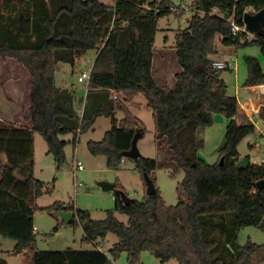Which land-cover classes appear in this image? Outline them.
<instances>
[{"label": "trees", "instance_id": "trees-1", "mask_svg": "<svg viewBox=\"0 0 264 264\" xmlns=\"http://www.w3.org/2000/svg\"><path fill=\"white\" fill-rule=\"evenodd\" d=\"M192 1L195 12L188 27L177 32L174 46L182 71L176 74L175 87L165 90L153 76V58L158 21L175 11L172 0H0V57L15 59L31 77V106L25 117L29 125L0 127V236L17 242L14 254L23 253L24 264H40L35 213L37 199L48 191L33 174L34 133L43 136L59 168L68 143L62 135L72 133L76 143L99 117H108L111 129L102 140L89 141L88 149L105 156L109 168L120 169L136 132L144 136L147 131L130 109L140 94L153 111L155 139L172 151L174 172L184 173L178 203L166 205L152 176L157 161L141 155L136 167L147 189L148 181L154 185V192L146 191L142 200L125 206L114 193L115 208L104 219L64 202L41 209L72 211L69 224L82 226L85 242L114 233L119 240L111 254L117 258L127 252L130 263L139 262L144 251L177 264H247L256 253L258 244L249 240L241 245L238 237L245 226L264 230V189L256 186L264 178V157L261 163L237 167L242 158L238 145L256 125L245 116L238 121V98L228 92L211 55L217 52L218 35L226 46L257 45L264 53V34L249 38L247 32L234 34L232 29V21L245 27V12L263 9L264 0ZM88 50H97V56L80 114L74 91L56 85V69L59 62L75 65ZM245 62V85H264L260 60L246 56ZM119 112L124 114L121 119ZM218 112L229 122L220 158L210 164L199 155L204 140L198 131L212 125ZM117 212L127 214L128 221H120ZM0 264L8 262L0 258Z\"/></svg>", "mask_w": 264, "mask_h": 264}, {"label": "rangeland", "instance_id": "rangeland-1", "mask_svg": "<svg viewBox=\"0 0 264 264\" xmlns=\"http://www.w3.org/2000/svg\"><path fill=\"white\" fill-rule=\"evenodd\" d=\"M22 2L23 0H11ZM113 3V0H102ZM175 8L158 21L156 33L155 58L153 61V76L162 88L171 90L176 84V74L181 72L177 61V53L173 46L176 44V35L179 30L189 25V19L195 12L192 0H172ZM249 38L255 37L247 33ZM167 46L168 50L161 51ZM217 52L211 57L215 61L227 64L220 71L221 77L228 84V92L238 97L242 109H247L252 100L256 103L257 114L252 119L256 125V131L246 136L238 145V151L243 157L249 155L253 163H261L264 157V88L252 92L245 85L247 79L246 56L257 57L264 68V53L257 45L248 46H226L221 36H216ZM160 50V51H159ZM97 56V50H88L79 58L75 65L60 63L56 69V84L58 87L74 90L75 107L81 113L83 101L87 94L88 79L80 81L83 72L90 73ZM5 67V68H4ZM10 67V68H9ZM15 61L0 65V83L3 81L5 87L16 89L22 94V102L19 106H25L26 82L24 74L19 70ZM23 70V69H22ZM24 75V76H23ZM10 79V80H8ZM258 87V86H256ZM20 89V90H19ZM254 94V95H253ZM255 96V97H254ZM147 101L143 94L134 98L130 109L145 123L147 131L138 140V148L143 157L155 159L157 169L152 173L156 178V186L160 189L162 197L167 206L178 203L177 187L184 178V173H175L173 153L162 141L155 139V120L153 111L147 107ZM250 108V112L253 110ZM17 120L22 121L25 110L17 111ZM243 112V111H242ZM119 119L124 117L122 112L117 114ZM244 117V116H243ZM238 117V121L244 120ZM229 118L224 113H214V123L202 127L198 136L204 140V146L199 150V155L210 164L216 163L220 158V148L225 141V133ZM111 129V120L101 116L97 119L93 128L80 134L76 143H73V134L62 135V139L68 141L65 146V161L58 168L55 157L48 152V145L43 136L34 133V164L33 174L36 178L44 181L48 191L37 199L39 209L35 213V247L40 251V264H52L53 260H72L77 264H177L175 260L161 262L149 251L141 253L140 261L130 263L128 253L122 252L115 258L111 249L119 238L114 233H109L105 238L95 242L83 241V228L80 224L74 226L65 224L59 212L50 213L47 209L55 202L70 204L76 209L89 210L94 219H104L106 211L115 208V194L106 191L100 186V182L107 181L123 187L126 193L138 200H142L147 194V186L136 167L134 159L126 157L120 169H111L107 166L106 157L93 155L88 149V142L100 141L106 132ZM77 162L82 163L83 169H77ZM72 212V211H71ZM122 222L128 221V215L116 213ZM58 226V229L56 227ZM259 245L256 253L247 264H264V230L255 226H245L239 230L238 242L245 245L248 241ZM17 242L14 239L0 236V258L7 260L8 264H24L23 253L15 252ZM49 251L48 253H46Z\"/></svg>", "mask_w": 264, "mask_h": 264}, {"label": "crops", "instance_id": "crops-1", "mask_svg": "<svg viewBox=\"0 0 264 264\" xmlns=\"http://www.w3.org/2000/svg\"><path fill=\"white\" fill-rule=\"evenodd\" d=\"M166 50H168L167 46H165L164 48L161 49V51H163V52H165ZM174 51L176 52L175 48H174ZM155 52H158V50L155 49ZM155 54H154V58H155ZM154 58H153V61H154ZM10 61H15L20 66L19 70H21V73L25 75V76L24 75L23 76H24L25 82L27 84L26 85V94H25V97H26L25 103L26 104H25L24 108L20 107L19 102L23 101L22 100L23 95L22 94L20 95V92L17 91L16 89H10L8 87L6 88L5 83L3 81H1V83H0V127H5V126H14V127L15 126H21V127H23V126L29 125V122L25 119V117L27 116L29 109H30V106H31V77H30L29 72L21 64H19L15 59L7 58L4 60L0 57V65L8 64V63H10ZM177 61H178V58H177ZM60 63H63V62H59L58 65ZM58 65H57V67H58ZM179 68L182 71V68L180 66H179ZM90 72H91V70H90ZM8 80H10V79H8ZM63 88H66V87H63ZM249 88L252 92H254L257 89L264 88V85H260L258 87L252 86ZM69 90H72V89H69ZM74 95H75V93H74ZM83 99L85 100V98H83ZM76 101L77 100L75 97L74 105H75ZM238 101H239V99H238ZM239 104H240V102H239ZM83 105H84V101H83ZM256 106H258V105H256V103H254V101L252 100L249 107H252L253 110L250 112L249 107L244 110L241 108V104H240L241 117L245 116L248 119L253 121V119H252L253 115L257 114L259 111V110L258 111L256 110ZM19 109H20V111L25 110V113H24V116H23L21 122H20V120H17V118H16V116H17L16 113H18L17 111H19ZM82 110H83V108H82ZM81 113H82V111H81ZM257 115L259 116V114H257ZM262 120L264 121V117H262ZM48 252L49 251H47V253ZM52 264H77V262L72 261V260H68V259L67 260L64 259V260H59V261L53 260Z\"/></svg>", "mask_w": 264, "mask_h": 264}, {"label": "water", "instance_id": "water-1", "mask_svg": "<svg viewBox=\"0 0 264 264\" xmlns=\"http://www.w3.org/2000/svg\"><path fill=\"white\" fill-rule=\"evenodd\" d=\"M237 1H244V0H237ZM226 19L230 18V14H225L224 16ZM243 22L245 24V30L252 33L255 36H260L264 34V8L257 11V12H252V11H247L245 12L243 16ZM141 137V131H137L136 134L134 135V138L132 140V146L131 149L125 152V157L131 158V159H137L141 156L140 150L138 148V140ZM224 158H221V164H223ZM250 165V158L249 157H243L239 159L237 162V167L242 169L246 168ZM102 189L106 191H111L114 193H117L121 201L125 206H128L134 198L130 197L127 193L126 190L123 187H119L116 184L107 182V181H102L99 183ZM256 186L260 189H264V178L258 180L256 182ZM148 192L152 194L154 192V185L148 181ZM59 215L62 216L64 223L67 225L70 223L72 218L74 217V213L71 211H59Z\"/></svg>", "mask_w": 264, "mask_h": 264}, {"label": "built area", "instance_id": "built-area-1", "mask_svg": "<svg viewBox=\"0 0 264 264\" xmlns=\"http://www.w3.org/2000/svg\"><path fill=\"white\" fill-rule=\"evenodd\" d=\"M232 29H233V33L234 34H237L240 31H245V32H247V33L250 34V32H248V31L245 30V27L242 28V27L236 25L234 21H232ZM213 66L216 67V68H221L222 69V68H226L227 67V64H225L222 61H214L213 62ZM89 76H90V73L83 72L79 79H80V81H83V80L88 79ZM77 169L78 170H82L83 169L82 163L77 162ZM35 230H36V227H35Z\"/></svg>", "mask_w": 264, "mask_h": 264}]
</instances>
